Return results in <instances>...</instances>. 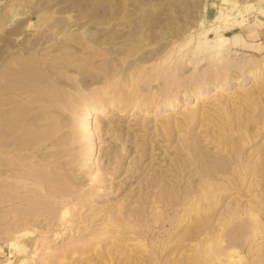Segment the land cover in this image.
Returning <instances> with one entry per match:
<instances>
[{"label": "rangeland", "instance_id": "374dc122", "mask_svg": "<svg viewBox=\"0 0 264 264\" xmlns=\"http://www.w3.org/2000/svg\"><path fill=\"white\" fill-rule=\"evenodd\" d=\"M248 2L256 7L250 12L260 18L256 9L264 7V0ZM205 3L0 0V89L6 88L3 67L13 55L32 51L34 46L38 53L56 50L68 38L84 43L82 47L71 41V59H79V63L66 75L76 81L82 96L64 102L66 108L61 107V101H51L46 107L27 111L35 106L29 98L36 90L27 89L21 101L12 86L7 84L6 92L0 90L1 124H17L21 106L34 121L29 129L24 126L23 133L11 127L14 134L21 132L23 139L14 136L9 139L11 148H0V156L10 170L0 175V185L17 181L18 175L33 168L46 167L52 174L57 166L71 165L74 174H85L75 175L81 183L70 186L71 196L58 195L69 212L7 213L3 211L7 204L0 203V264H264V178L258 183L250 178L253 167L264 173V36L249 40L247 47H228L220 53L205 47V41L215 37L212 29L218 24L216 18L213 23L204 20ZM10 21L15 22L14 27L3 26ZM123 52L134 54L122 61L113 59L123 58ZM167 55L174 60L170 64L180 65L178 72L188 82L176 88L178 102L174 108L156 110L174 93L165 86L163 77L155 75ZM252 61L260 64L259 72L254 79L238 84L237 76L242 77ZM224 63H233L228 67L232 78L222 86V72H217ZM110 67L119 70L117 76ZM202 69L207 71V81H218L213 80L212 87L200 98L185 101V89L194 87L199 79L194 75ZM108 74L112 80H104ZM104 85L106 92L98 93ZM91 105L100 107L102 115L95 117L91 111L88 136L83 108ZM3 113L6 117L1 116ZM69 132L76 134L74 141ZM245 134L250 136L247 141ZM0 141L8 139L0 137ZM71 153L75 155L73 162H77L68 166ZM27 185L32 182L27 181ZM212 185L219 187L214 194L209 192ZM3 192L0 189V201ZM59 197L54 201L58 209ZM11 221L19 226L16 231ZM231 241L239 246L233 247Z\"/></svg>", "mask_w": 264, "mask_h": 264}, {"label": "bare ground", "instance_id": "6f19581e", "mask_svg": "<svg viewBox=\"0 0 264 264\" xmlns=\"http://www.w3.org/2000/svg\"><path fill=\"white\" fill-rule=\"evenodd\" d=\"M226 1H229V0H226ZM232 1V3L236 2V0H230V2ZM245 11L247 12H250L252 9H255V4L252 3V2H245V4L243 5ZM256 13L257 14H260L264 17V7H259L256 9ZM254 14V13H253ZM236 15H241V18L240 19H237L235 18ZM245 15V14H244ZM215 20L217 21V25H215L213 27V33L215 32V37L211 40H207L205 41V47H208L210 49H212L213 51H215L216 53H220V51H223L224 49L228 48V47H238V46H248V42L244 41L243 38L240 36V35H237V36H226L224 33H222V30H225V29H228V28H231L232 26H235V25H241L243 23L246 22V17H244L242 15V13L240 12V10H237L236 11V14L234 15V17H231L229 12L228 11H225L224 9L220 8L218 9L217 13H216V16H215ZM214 22V21H213ZM15 23V22H14ZM13 21H10V22H4L3 23V26H8V27H14ZM13 24V25H12ZM18 24V23H17ZM33 24V23H32ZM28 27L31 26V23H27L26 24ZM33 26H36V25H33ZM41 28V27H40ZM211 30V31H212ZM38 31V30H37ZM207 31V30H206ZM210 31V29H209ZM92 33H89L88 34V37L91 35ZM16 35V34H15ZM39 35V34H38ZM38 36H37V40H38ZM83 38V37H82ZM85 39V37L83 38ZM36 40V41H37ZM77 43L79 44L80 46H82V44L84 43H80V41H77V42H74V39H70L68 38L66 42H63L60 46V48L56 49V50H49V51H45V52H41V53H38L37 50L35 49V46L33 47L34 49L32 51H27L26 53L22 54V53H17L16 55H13L11 57V59L6 62V64L4 65V73H3V77L5 79V87L4 89H0L2 91H5L9 89L8 86H12L13 87V94L16 93V95L18 94L19 95V99L20 101L22 100V96L25 94L26 90L30 89L31 90H36L35 91V94L34 96H30V101H33L35 102V106L31 107L30 105V108L27 110V111H31L33 110L34 108H38V107H46L47 103L49 104V102L51 101H56V102H63V104L61 103V107H65L64 105V102L66 101H69V99L71 98H74V99H79L81 98L82 95L81 92L79 91V89L77 88L76 86V81L73 80L72 78H70L69 76L66 75L67 71L71 70L72 68L74 69V67L76 68V66L78 65V60L79 59H75V60H72V55L69 53V50L70 48H72V43ZM251 43V42H249ZM35 45V44H34ZM251 45V44H250ZM79 46V48H80ZM83 47V46H82ZM86 49V48H85ZM31 50V49H30ZM40 50V49H39ZM78 50V49H77ZM88 50V49H87ZM25 52V51H24ZM88 52V51H87ZM93 52V51H92ZM100 52V51H99ZM79 53V52H78ZM83 53V51H82ZM224 53V52H223ZM106 54V53H105ZM134 53H128V52H123L121 55H123L124 57L120 59L119 56H115L113 59L115 60H124L125 58H128L129 56L133 55ZM93 55V54H92ZM120 55V56H121ZM199 55V54H197ZM196 55V56H197ZM78 56V54H77ZM86 56H87V53H86ZM186 56V55H185ZM184 56V57H185ZM99 58H101L100 56H98ZM77 58V57H76ZM89 58V57H88ZM87 59V58H86ZM111 59V58H110ZM111 59V60H113ZM263 59V58H262ZM109 60V59H108ZM172 57H170V55H167L166 58L164 57L163 58V64L161 65V67L158 68V72L155 74L157 76H160V77H163L164 79V83L166 84L165 86L167 88H169L171 91H173L174 93H171V97L167 98L164 100V102L158 107L156 108V110H158L159 108H163V109H170V108H174L176 105H177V96H178V92H177V87H183V85L181 84H186V81L185 80V77L183 74H179L178 70H179V67L180 65H175V64H170V62L172 61ZM84 61V60H83ZM174 61V60H173ZM172 61V62H173ZM112 62V61H111ZM249 62V61H247ZM253 62V61H252ZM82 63V62H81ZM186 63V62H185ZM190 63H191V60H190ZM223 63V62H222ZM236 63H239V62H236ZM242 63V62H241ZM245 64V62H243ZM242 63V64H243ZM89 65V63H87ZM210 64V63H209ZM243 64V65H244ZM86 65V64H85ZM99 65V64H98ZM107 65V64H106ZM105 65V66H106ZM112 65V64H111ZM188 65V64H187ZM229 65H233L232 64H229ZM229 65L225 64L224 63V66L222 64L221 68L218 69V72L219 73V70H221V74H222V78H221V84L222 86H225V85H228L230 82H231V78L232 77H229L232 73L230 72V70L228 71V69H231V68H228L230 67ZM238 65V64H237ZM236 65V66H237ZM251 67L249 68V70L245 71L244 75L242 77H238L237 78H240L237 82L238 84H241L242 82H246L248 78L250 79H254L255 75L259 72V66L260 64L258 63H251ZM262 65V64H261ZM212 66V65H211ZM99 67V66H98ZM108 67V66H107ZM201 67V66H200ZM242 67V66H241ZM244 67V66H243ZM116 68V67H115ZM119 68V67H118ZM151 68V67H150ZM204 68V67H203ZM207 68V67H206ZM233 68V67H232ZM72 69V70H73ZM90 69V68H89ZM113 68L110 67V70H112ZM145 69V68H144ZM191 69V68H190ZM216 69V68H215ZM247 69V68H246ZM3 70L1 72H3ZM108 70V69H106ZM116 69H113V71H111L112 73H114L116 76L118 75L117 73H119V70L118 71H114ZM132 70V69H131ZM205 70V69H204ZM203 69L200 70V71H196V75H194V77L198 76L197 78L198 81L195 79L194 81H197L196 84L192 85V87H189L187 89H185L184 91V95H185V101H191V99H194V98H200L199 96L202 95L203 93H205L207 90H209L211 87H212V83H213V80H216V79H210V81H207L204 77H206L205 75L207 74V71H204ZM234 71V70H232ZM238 71V70H237ZM236 71V72H237ZM241 71V70H240ZM110 72V71H109ZM110 72V73H111ZM183 72V71H182ZM111 73V75H112ZM152 73V72H151ZM216 73V72H215ZM214 74L215 76L217 75ZM103 74V73H102ZM145 74V73H144ZM111 75H105L106 77H104V80H110L111 79ZM122 75V74H121ZM143 75V74H142ZM212 75H213V72H212ZM213 75V76H214ZM235 75V74H234ZM127 76V75H126ZM154 77V75H152ZM120 77V76H119ZM124 77V76H123ZM257 77V76H256ZM140 78H141V75H140ZM144 78V76H143ZM148 78V77H147ZM151 78V77H150ZM155 78V77H154ZM158 78V77H157ZM156 78V79H157ZM215 78V77H214ZM122 79V78H121ZM124 79V78H123ZM128 79V78H127ZM139 79V78H138ZM149 79V78H148ZM162 79V80H163ZM112 80V79H111ZM140 80V79H139ZM193 80V79H192ZM1 81V80H0ZM128 81V80H127ZM152 81V80H151ZM154 81V80H153ZM193 81V82H194ZM218 81V79L216 80ZM249 81V80H248ZM259 81V80H258ZM104 82V81H103ZM102 82V83H103ZM120 82V80H119ZM141 81H139L138 83H140ZM147 82V81H146ZM145 82V83H146ZM260 82V81H259ZM4 83V82H3ZM76 83V84H75ZM99 83V82H98ZM105 83V82H104ZM117 83V82H116ZM122 83V82H121ZM150 83V82H149ZM195 83V82H194ZM220 83V82H219ZM257 83V81H256ZM8 84V86H7ZM10 84V85H9ZM12 84V85H11ZM108 84V83H107ZM158 84V83H157ZM134 85V84H133ZM137 85V84H136ZM144 85V83H143ZM150 85V84H149ZM163 85V84H162ZM187 85V84H186ZM129 86V85H128ZM135 86V85H134ZM158 86V85H157ZM191 86V85H190ZM220 86V85H219ZM240 86V85H239ZM98 87V86H97ZM106 85L102 86L100 89H98V93H104L106 92ZM150 87V86H149ZM159 87V86H158ZM221 87V86H220ZM138 88V87H137ZM153 88V87H152ZM151 88V89H152ZM155 88V87H154ZM161 88V87H159ZM164 87H162V90ZM175 88V89H174ZM177 88V89H176ZM93 89V88H92ZM119 89V88H118ZM133 89V88H132ZM150 89V88H149ZM183 89V88H182ZM82 90V89H81ZM127 90V89H126ZM162 90H160V92H162ZM176 90V91H175ZM184 90V89H183ZM214 90V89H213ZM83 91V90H82ZM96 91V90H95ZM115 91V90H114ZM136 91V89H135ZM143 91V89H142ZM180 91V90H179ZM140 92V90H139ZM150 92V90H149ZM158 92H159V89H158ZM165 92V91H164ZM221 92V91H220ZM229 92V91H228ZM11 93V92H10ZM31 93V92H30ZM63 93V94H62ZM168 93V92H167ZM183 93V92H182ZM222 93V92H221ZM237 93H240V92H237ZM12 94V95H13ZM61 94L64 95L62 96L63 98H65V100L62 99L61 97ZM126 94V93H125ZM134 94V93H133ZM132 94V96H133ZM154 94V91L153 93ZM157 94V93H156ZM160 94V93H159ZM166 94V93H165ZM173 94V95H172ZM241 94V93H240ZM22 95V96H21ZM27 95V94H26ZM123 95V93H122ZM170 95V94H169ZM168 95V96H169ZM181 95V94H180ZM242 95V94H241ZM244 95V94H243ZM100 96V95H99ZM127 96L129 97L128 93H127ZM145 96H146V93H145ZM153 96V95H152ZM157 96V95H156ZM164 96V95H163ZM182 96V95H181ZM229 96V95H228ZM1 97V96H0ZM3 99V98H2ZM7 99V98H6ZM94 99V97H93ZM153 99V98H152ZM157 99H158V96H157ZM161 99H162V96H161ZM182 99V98H181ZM179 99V100H181ZM122 100V99H121ZM120 100V102L122 103V101ZM132 100V99H131ZM138 100V99H137ZM148 100V99H147ZM4 101H6L4 99ZM9 101V100H8ZM71 101V100H70ZM80 101V100H79ZM159 101V99H158ZM233 101V100H232ZM10 102V101H9ZM23 102H26V101H23ZM83 102V101H82ZM183 102V101H182ZM4 103V102H3ZM19 103L18 102V107H19ZM30 103V102H28ZM32 103V102H31ZM207 103V102H206ZM8 104V103H7ZM128 104V102H127ZM131 105H133V103H130ZM214 104V103H213ZM27 105V104H26ZM33 105V104H32ZM51 105V104H50ZM100 105V104H99ZM183 105V104H182ZM69 106V105H68ZM67 106V107H68ZM185 106V105H184ZM2 107V105H1ZM24 107V106H23ZM23 107H19L18 110H19V113L17 114V124H1L0 123V137L2 138H5V139H8L7 142H4V141H0V148L1 147H9L10 144V141L9 139L12 137H16L17 139H23L20 135V133L22 132H25V130L23 128H25L26 126H29L28 129L30 128V126L32 127L34 125V121L31 119V118H28L27 116V112L26 110L23 109ZM50 107V106H49ZM112 107V105H111ZM126 107V106H125ZM157 107V106H156ZM66 108V107H65ZM113 108V107H112ZM5 109V108H4ZM2 109V110H4ZM12 109V108H11ZM10 109V110H11ZM148 109V108H147ZM146 109V110H147ZM205 109V107H204ZM210 109H212L210 107ZM8 110V109H7ZM14 110V109H13ZM39 110V109H38ZM43 110V108H42ZM71 110V108H70ZM83 112H84V120L85 122L83 123V126L85 127V131L87 132V135L90 136V126H89V116L91 113V111H93V114H95V117H99L101 116L102 114L100 113L102 111V109L99 107H94L93 105H91L90 107H86V108H83ZM133 110V109H132ZM207 110H208V107H207ZM16 111V110H15ZM44 111V110H43ZM104 111V110H103ZM170 111V110H169ZM5 112V111H4ZM7 112V111H6ZM156 112V111H155ZM103 113V112H102ZM140 113V112H139ZM143 113V112H142ZM163 113V112H162ZM204 113V112H203ZM202 113V114H203ZM207 113V112H205ZM34 114V113H32ZM36 114V113H35ZM11 115V114H10ZM68 115V114H67ZM146 115V114H145ZM1 116H5V114H1ZM33 116V115H32ZM143 116V115H142ZM188 116V115H187ZM199 116V115H198ZM6 117V116H5ZM14 117V116H13ZM137 117V116H136ZM160 119L161 117L158 116ZM250 117V116H249ZM262 117V116H261ZM49 118V117H48ZM51 118V117H50ZM63 119V117H61ZM66 118V117H65ZM64 118V119H65ZM184 118V116H183ZM200 118V117H199ZM208 118V117H207ZM44 119V118H43ZM55 119V118H54ZM57 119V118H56ZM42 120V119H41ZM45 120V119H44ZM48 120V119H47ZM67 120V118H66ZM137 120V119H136ZM252 120V118H251ZM40 121V120H39ZM51 121V120H50ZM56 121V120H55ZM64 121V120H63ZM186 121V120H185ZM207 121V120H206ZM212 121V120H210ZM244 121V120H243ZM253 121V120H252ZM6 122V120H5ZM13 122V121H11ZM15 122V121H14ZM44 121L42 120V123ZM52 122H54L52 120ZM67 122V121H66ZM178 122V121H177ZM176 122V123H177ZM182 122V121H181ZM198 122V121H197ZM202 122V121H201ZM200 122V123H201ZM39 123V122H38ZM183 123V122H182ZM187 123V122H186ZM192 123V122H191ZM213 123V122H212ZM10 124V128L8 127V125ZM52 124V123H51ZM56 124L55 122L53 123V125ZM68 126L69 124L66 123ZM102 124V123H101ZM157 124V123H156ZM178 124V123H177ZM194 124H197V123H194ZM202 124V123H201ZM211 124V123H210ZM214 124V123H213ZM253 124V123H252ZM26 125V126H25ZM216 125V124H215ZM15 127L16 129H18L19 131H21L19 133V135H16L14 134V130L11 131V127ZM25 126V127H24ZM56 126V125H55ZM58 126V125H57ZM56 126V128H57ZM203 126V125H202ZM257 126V125H256ZM39 127V126H38ZM211 127V126H210ZM45 128V127H44ZM55 128V127H54ZM60 128V127H59ZM142 128H144L142 126ZM189 128V127H188ZM261 128V127H260ZM35 129V128H34ZM49 129V128H48ZM47 129V130H48ZM220 129V128H218ZM59 130V129H57ZM222 130V129H221ZM227 130V129H226ZM33 131V130H32ZM50 131V130H48ZM145 131V130H144ZM64 133V132H63ZM68 133V132H67ZM65 134V133H64ZM215 134V133H214ZM217 134V133H216ZM230 134V133H229ZM23 135V134H22ZM40 135V134H39ZM54 135V134H53ZM56 135V134H55ZM76 134H74V132H69V137H70V140L74 141L75 138H77V136H75ZM253 135V134H252ZM42 136V135H41ZM46 136V135H45ZM82 136V135H80ZM224 136V135H223ZM29 137V136H27ZM36 137V136H35ZM38 137V136H37ZM43 137V136H42ZM249 135L245 134L244 136V139L247 141L249 139ZM25 138V137H24ZM34 138V137H33ZM51 138H53L51 136ZM68 138V137H67ZM197 138V137H196ZM26 139V138H25ZM36 139V138H35ZM233 139V138H232ZM39 140V139H37ZM48 140V139H47ZM65 140V139H64ZM227 140H229L227 138ZM12 141V140H11ZM16 141V140H15ZM23 141V140H22ZM46 141V140H44ZM66 141V140H65ZM32 142V141H31ZM49 143V141H47ZM232 142V141H231ZM261 142V141H260ZM27 143V142H26ZM25 143V144H26ZM30 143V142H29ZM44 143V142H43ZM47 143V144H48ZM53 143V142H51ZM234 143V142H232ZM197 144V143H196ZM201 144V143H200ZM199 144V145H200ZM237 144V143H236ZM15 145V144H14ZM56 145V142L55 144ZM53 145V146H54ZM61 145V144H60ZM46 146V144H45ZM57 146V145H56ZM89 146H91V140L89 141ZM259 146V145H258ZM23 147V146H22ZM31 147V146H30ZM36 147V146H34ZM41 147V146H40ZM39 147V148H40ZM75 147V146H74ZM194 146H192L193 148ZM11 148V146H10ZM14 148V147H13ZM12 148V149H13ZM16 148V147H15ZM18 148V147H17ZM68 148V147H67ZM188 148V146H187ZM190 148V147H189ZM219 148V147H218ZM27 149V148H26ZM31 149V148H30ZM44 149V148H43ZM42 149V150H43ZM1 150V149H0ZM22 150V149H21ZM28 150V149H27ZM32 150H33V146H32ZM41 150V151H42ZM46 150V148H45ZM18 151V150H17ZM16 151V152H17ZM20 151V150H19ZM39 151V149L37 150ZM55 151V150H54ZM193 151H195L193 149ZM197 151V150H196ZM199 151V150H198ZM202 151V150H201ZM204 153H205V150H203ZM255 151V150H254ZM3 152V151H2ZM8 150L6 149L5 150V153H7ZM13 152V151H11ZM27 152V151H26ZM29 152V151H28ZM43 152V151H42ZM63 152V151H62ZM61 152V153H62ZM189 152H191L189 150ZM1 153V152H0ZM14 153V152H13ZM18 153V152H17ZM32 153V152H30ZM47 153V152H46ZM56 153V152H55ZM59 153V152H58ZM259 153V152H258ZM262 153V152H261ZM12 154V153H11ZM16 154V153H15ZM19 154V153H18ZM18 154H16L18 156ZM25 154V153H24ZM50 154V153H48ZM74 154V153H73ZM72 153L69 155L70 156V160L67 162L68 163V166L72 163H75L77 162V160L75 162L74 159H75V155H73ZM202 154V153H201ZM210 154V153H209ZM5 155V154H4ZM35 155H39V154H35ZM195 155V153H194ZM208 155V154H207ZM206 155V156H207ZM237 155V154H236ZM3 156V155H2ZM0 156V165H5V168L4 169H0V175L1 174H6L8 173V168H6L8 165L6 163V161L3 159V157ZM22 156H24L22 154ZM32 156H33V153H32ZM41 156V155H39ZM47 156V155H46ZM50 156V155H49ZM53 156V155H51ZM212 156V155H211ZM14 157V156H13ZM33 157H36V156H33ZM38 157V156H37ZM197 157V156H196ZM216 157V156H215ZM214 157V158H215ZM226 157V156H225ZM238 157V156H237ZM263 157V156H262ZM40 158V157H39ZM208 158V157H207ZM6 159V158H5ZM23 159V157L21 158ZM27 159V158H26ZM42 159V158H40ZM52 159V158H50ZM56 159V158H55ZM211 159V158H210ZM217 159V158H216ZM221 159V158H220ZM39 160V159H37ZM35 159V162L37 161ZM49 160V159H47ZM57 160V159H56ZM206 160V159H204ZM250 160V158H249ZM4 161V162H3ZM27 161V160H26ZM34 161V160H32ZM208 161V159L206 160ZM210 161V160H209ZM216 161V160H215ZM214 161V162H215ZM222 161H225V159ZM251 161V160H250ZM258 161V160H257ZM263 161V160H262ZM3 162V163H2ZM42 162V161H41ZM54 162V161H53ZM61 162V161H60ZM31 163V162H30ZM43 163V162H42ZM45 163V162H44ZM65 163V162H64ZM209 163V162H207ZM222 162L219 163V165L221 164ZM227 163V161H226ZM225 163V164H226ZM260 163V162H259ZM32 164V163H31ZM47 164V163H46ZM51 164V163H50ZM58 164V163H57ZM217 164V162H216ZM250 164V163H249ZM10 165V164H9ZM13 165V164H12ZM34 165V164H32ZM52 165H54L52 163ZM80 165V164H78ZM237 165V164H236ZM258 165H261V164H258ZM15 166V165H14ZM71 166V165H70ZM69 167H66V168H63L62 166H57L55 169V171L51 174L47 169L45 168H41V169H35L33 168L31 170V172H24V173H21L20 175L15 176L17 177V181H10V183H2L0 185V189L4 190V192L2 193L1 197L3 198L2 201H0V203H6V209L3 210L4 212H69V208H67L66 206H64V203L62 202V200L60 199V197H66V196H71L72 194V191H71V187L70 186H76L77 184L81 183L79 181V178L77 176H75L76 174H74V172L72 171V167L70 168ZM73 166V165H72ZM136 166V165H135ZM214 166V164H213ZM212 166V167H213ZM225 166V165H224ZM254 166V165H253ZM18 167V166H17ZM38 167V166H37ZM49 167H51L49 165ZM48 167V168H49ZM133 167V166H132ZM208 167V166H207ZM211 167V165H210ZM218 167V165H217ZM261 167V166H260ZM23 168V167H21ZM75 168V167H74ZM114 169V168H113ZM209 169V168H208ZM222 170V168H220ZM219 169V170H220ZM230 169V168H229ZM240 169V168H239ZM245 169V168H244ZM78 170V169H77ZM80 170V169H79ZM204 170V169H203ZM210 170V169H209ZM235 168H233L232 171L235 172ZM241 170V169H240ZM23 171V170H22ZM53 171V170H52ZM217 171V170H216ZM230 171V173L232 172ZM13 172V171H12ZM11 172V174H12ZM84 172V171H83ZM98 172V171H97ZM201 172V171H200ZM204 172V171H203ZM210 172V171H208ZM226 172V171H225ZM233 172V173H234ZM212 173V172H210ZM214 173V171H213ZM212 173V174H213ZM221 173V171H220ZM241 173V172H239ZM250 178L252 180H254L255 182H259L261 181L263 178H264V173L263 172H259V170L257 171L254 167L253 169L250 171ZM15 174V173H14ZM79 175H82L84 173H81L80 174V171L78 173ZM77 174V175H78ZM224 174V173H222ZM236 174V173H235ZM85 175V174H84ZM82 175V176H84ZM210 175V174H209ZM208 175V176H209ZM239 175V174H238ZM10 176V175H9ZM14 176V175H12ZM213 176V175H212ZM225 176V175H224ZM202 177V176H200ZM205 177V176H204ZM211 177V176H209ZM7 178V177H6ZM81 178V177H80ZM212 178V177H211ZM240 178V177H239ZM243 178V177H242ZM3 179V178H2ZM205 179V178H204ZM244 179V178H243ZM154 180V179H153ZM225 180V179H224ZM231 180V179H230ZM4 181V180H3ZM27 181H31L32 182V185L29 186L27 185ZM91 181V180H90ZM205 181H208V180H205ZM212 181V180H211ZM220 181V180H218ZM8 182V181H7ZM83 182V181H82ZM87 182V181H86ZM225 182L227 181H224V184ZM249 182V181H247ZM251 182V181H250ZM89 183V182H88ZM216 183V182H215ZM84 184V183H83ZM90 184V183H89ZM204 184V182H203ZM207 184V183H206ZM252 184V182H251ZM253 184H255L253 182ZM205 185V184H204ZM217 185V184H216ZM221 185V184H220ZM229 185V184H228ZM201 187V186H200ZM222 187V186H221ZM251 187V186H250ZM249 187V188H250ZM76 188V187H75ZM240 188V187H239ZM247 188V187H246ZM199 189V188H198ZM202 189V188H201ZM216 190H219V187H216L215 185H212L209 187V192L214 194V192ZM253 190V189H252ZM94 191V190H93ZM96 191V190H95ZM221 191H224L221 190ZM230 191V190H229ZM232 191V190H231ZM230 191V192H231ZM89 192V191H88ZM207 192V191H205ZM227 192V191H226ZM96 193V192H95ZM255 193V192H254ZM253 193V194H254ZM257 193V192H256ZM206 194V193H205ZM238 194V193H237ZM60 197H59V196ZM204 195V194H203ZM229 195V194H228ZM245 195V194H244ZM207 196V194H206ZM217 196V195H216ZM60 199L59 202V209L57 207H54V205L56 204L54 201H56L55 199L57 198ZM205 197V196H204ZM209 197V196H208ZM221 197V196H220ZM67 198V197H66ZM74 198V197H73ZM206 198V197H205ZM215 198V197H214ZM68 200V199H67ZM70 202V201H69ZM73 202V201H72ZM3 207V206H2ZM235 210V209H234ZM233 211V210H232ZM26 215V214H25ZM24 215V216H25ZM49 215V214H48ZM47 215V216H48ZM231 215V213H230ZM11 216V215H10ZM14 216V215H13ZM232 216V215H231ZM19 217H21V215H19ZM30 217V216H29ZM68 217V216H67ZM234 217V216H233ZM20 219V218H19ZM59 219V218H58ZM10 221V220H8ZM14 221V220H13ZM63 221V220H62ZM2 222V221H1ZM50 222V221H49ZM9 223V222H8ZM11 223H13L11 221ZM10 223V224H11ZM3 224V223H2ZM23 225V224H22ZM239 225L241 226V223H239ZM243 225V224H242ZM5 226V225H4ZM12 226V224H11ZM239 226V227H240ZM245 226V225H244ZM2 227V225H1ZM18 225L17 224H14L13 223V231H16L18 229ZM63 227V226H62ZM237 226V230L239 228ZM243 227V226H242ZM214 228V227H213ZM4 229V228H3ZM43 229V228H42ZM12 230V229H11ZM99 230V229H98ZM208 230V229H207ZM213 230H211L212 232ZM217 231V230H216ZM245 232V229L243 230ZM206 232V231H204ZM239 232V231H238ZM244 232L242 233V235L244 234ZM235 233V232H234ZM240 233V232H239ZM113 234V233H112ZM142 234V233H141ZM204 234V233H203ZM83 235V234H82ZM93 235V234H92ZM206 235V234H205ZM230 235V234H229ZM245 235V234H244ZM243 235V236H244ZM207 236V235H206ZM216 236V234H215ZM240 237H242L241 235H239ZM94 237V236H93ZM212 237L211 235L208 236V238ZM232 237L234 238L233 236V233H232ZM27 238V237H26ZM202 238V237H201ZM243 238V237H242ZM142 239V238H141ZM178 239V238H177ZM239 239V238H237ZM236 239V240H237ZM241 239V238H240ZM245 239V238H244ZM31 240V239H30ZM80 240V238H79ZM113 240V239H112ZM205 240V239H204ZM208 240V239H206ZM205 240V242H206ZM232 240V239H231ZM263 240V239H262ZM244 241V240H243ZM80 242V241H79ZM118 242V241H117ZM202 242V241H201ZM33 243V242H32ZM232 243V246L233 247H237L239 246L237 244L236 241H231ZM28 244V243H27ZM84 244V243H83ZM89 245V244H88ZM228 245V244H227ZM230 245V244H229ZM263 245V244H262ZM13 246V245H12ZM217 246V245H216ZM21 247V246H20ZM230 247V246H229ZM264 247V246H262ZM34 248V247H32ZM99 248V247H97ZM192 248V247H191ZM190 248V249H191ZM194 248V247H193ZM201 248L202 245H201ZM223 248V247H222ZM127 249V248H126ZM261 249V248H260ZM59 250V249H58ZM144 250V249H143ZM194 250V249H193ZM264 250V248H263ZM29 251V250H28ZM51 251V250H50ZM146 251V250H145ZM204 251V250H203ZM52 252V251H51ZM200 252V251H199ZM33 253V252H32ZM227 253V252H226ZM248 254V253H247ZM263 254V253H262ZM48 255V254H47ZM153 255V254H152ZM31 256V255H29ZM204 256V255H203ZM189 257H191L189 255ZM206 257V256H205ZM220 258V257H219ZM60 259V258H59ZM152 259V257H151ZM260 259V258H259ZM126 260V259H125ZM221 260V259H220ZM23 261V259L21 260ZM24 261L25 258H24ZM199 261V260H198ZM225 261V260H224ZM190 262H191V259H190ZM189 262V263H190ZM236 262V261H235ZM24 264V263H22ZM224 264V263H223ZM243 264V263H242Z\"/></svg>", "mask_w": 264, "mask_h": 264}, {"label": "crops", "instance_id": "0c3cea01", "mask_svg": "<svg viewBox=\"0 0 264 264\" xmlns=\"http://www.w3.org/2000/svg\"><path fill=\"white\" fill-rule=\"evenodd\" d=\"M245 2H248V0H237L236 5H234L232 1L230 2V0L227 2H224L223 0H206L204 8V20L213 23L219 8L228 11L231 17H234L236 11L240 10L242 15L246 17V22L241 25H235L231 28L222 30V33H224L226 36L240 35L246 42L249 40H260V38L264 36V17L259 14L260 18H256V15L245 11L244 7L242 6ZM235 18L240 19L241 15H236Z\"/></svg>", "mask_w": 264, "mask_h": 264}]
</instances>
